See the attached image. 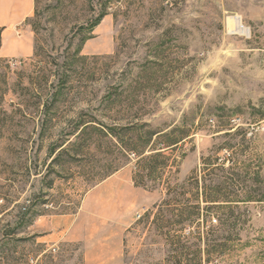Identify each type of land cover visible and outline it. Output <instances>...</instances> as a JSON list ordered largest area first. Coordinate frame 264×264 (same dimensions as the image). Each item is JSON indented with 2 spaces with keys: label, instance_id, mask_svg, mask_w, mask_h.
Segmentation results:
<instances>
[{
  "label": "rangeland",
  "instance_id": "rangeland-1",
  "mask_svg": "<svg viewBox=\"0 0 264 264\" xmlns=\"http://www.w3.org/2000/svg\"><path fill=\"white\" fill-rule=\"evenodd\" d=\"M35 5L0 57V264H264V0Z\"/></svg>",
  "mask_w": 264,
  "mask_h": 264
},
{
  "label": "crops",
  "instance_id": "crops-1",
  "mask_svg": "<svg viewBox=\"0 0 264 264\" xmlns=\"http://www.w3.org/2000/svg\"><path fill=\"white\" fill-rule=\"evenodd\" d=\"M35 1L0 0L1 58L21 59V57L34 56V42L31 33L22 36L20 42L14 40L13 36L14 30L34 16Z\"/></svg>",
  "mask_w": 264,
  "mask_h": 264
},
{
  "label": "trees",
  "instance_id": "trees-1",
  "mask_svg": "<svg viewBox=\"0 0 264 264\" xmlns=\"http://www.w3.org/2000/svg\"><path fill=\"white\" fill-rule=\"evenodd\" d=\"M37 3V0L35 1ZM35 8H36V5H35ZM38 13V9L36 8L35 10V14ZM103 15H100L99 16V19L96 21V23L93 24V28L97 27L100 23V20L102 19ZM31 19H29L27 21V24H29ZM31 25V24H29ZM137 121L139 120H132V121H129L127 122V124L125 126H118V127H115V129H109L108 132H110L109 134L113 137V138H116L118 139V144L121 145V148L123 150H130V148L132 147V145L130 144V142L132 141L133 142V139H130L128 141H123V138H122V133L127 137L129 134H131L135 128H137L138 124L136 123ZM86 124H82V127H85ZM86 129V128H84ZM80 141L82 140L83 138V135L82 137H80ZM85 143V142H84ZM179 142H175V143H170V142H166L164 143V146H166V148H173L175 145H177ZM86 144V143H85ZM133 144V143H132ZM150 144H151V141L149 140L146 145L144 146V148H142V150L140 151V157H141V160L139 161L140 164H146V165H142L143 167H141L142 169H144V171H151V167L148 169V164H151L152 163H155V162H159V160L163 159L164 158V155L163 153L159 152L160 150L162 149H157L155 147H150ZM137 149V148H135ZM133 149V150H135ZM149 150V152L151 151L152 153L149 155V156H144L145 153ZM141 166V165H140ZM160 167L163 168V163H160ZM218 169H215L216 171H223V167L222 166H219L217 167ZM140 173V172H139ZM139 175H142V174H139ZM146 176L142 175L141 176V179H145ZM134 179V182L135 184L137 185H140L142 183H139V179L138 177L135 175V177L133 178ZM194 180L195 182V186L198 188L199 187V184L200 182L197 180V178H194L192 179ZM204 185L203 184V188H204ZM178 188V187H177ZM208 202V201H206Z\"/></svg>",
  "mask_w": 264,
  "mask_h": 264
},
{
  "label": "bare ground",
  "instance_id": "bare-ground-1",
  "mask_svg": "<svg viewBox=\"0 0 264 264\" xmlns=\"http://www.w3.org/2000/svg\"><path fill=\"white\" fill-rule=\"evenodd\" d=\"M232 20H234L235 25H236V30H237L239 33L245 30V28H244L243 25H242V24H243V23H242V20H241L240 18H238V17H233ZM236 30H235V31H236Z\"/></svg>",
  "mask_w": 264,
  "mask_h": 264
},
{
  "label": "built area",
  "instance_id": "built-area-1",
  "mask_svg": "<svg viewBox=\"0 0 264 264\" xmlns=\"http://www.w3.org/2000/svg\"><path fill=\"white\" fill-rule=\"evenodd\" d=\"M10 63L12 64V63H16V62H15L14 60H11V62H10Z\"/></svg>",
  "mask_w": 264,
  "mask_h": 264
}]
</instances>
